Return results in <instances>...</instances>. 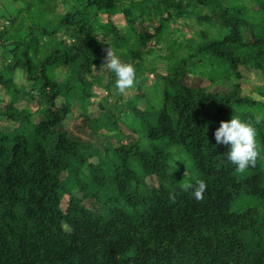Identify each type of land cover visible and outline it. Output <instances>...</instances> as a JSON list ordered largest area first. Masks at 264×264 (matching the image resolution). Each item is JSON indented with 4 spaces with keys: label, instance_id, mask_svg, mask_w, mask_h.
<instances>
[{
    "label": "trees",
    "instance_id": "1",
    "mask_svg": "<svg viewBox=\"0 0 264 264\" xmlns=\"http://www.w3.org/2000/svg\"><path fill=\"white\" fill-rule=\"evenodd\" d=\"M11 6L0 9V121L12 124L0 126V264H264V0ZM108 52L136 70L123 92ZM242 69L259 73V99L242 94ZM77 111L88 141L68 135ZM231 115L256 130L243 170L213 136ZM199 180L200 200L182 187Z\"/></svg>",
    "mask_w": 264,
    "mask_h": 264
},
{
    "label": "clouds",
    "instance_id": "2",
    "mask_svg": "<svg viewBox=\"0 0 264 264\" xmlns=\"http://www.w3.org/2000/svg\"><path fill=\"white\" fill-rule=\"evenodd\" d=\"M107 66L115 74V86L120 92L134 84L136 70L132 64L122 62L117 54L108 52ZM213 136L218 144L227 145V158L238 169L243 170L255 165L258 156L256 130L250 123L231 115L230 119L220 121ZM182 187L185 189L192 187L194 197L198 200L203 199L206 189L203 180H199L194 187L187 184Z\"/></svg>",
    "mask_w": 264,
    "mask_h": 264
},
{
    "label": "rangeland",
    "instance_id": "3",
    "mask_svg": "<svg viewBox=\"0 0 264 264\" xmlns=\"http://www.w3.org/2000/svg\"><path fill=\"white\" fill-rule=\"evenodd\" d=\"M9 3H11V1ZM205 13H206V10H205ZM120 18H121L120 16L119 17H115V18H113V20H115V22L122 23L123 21ZM192 22L193 21L191 20V23L190 22L188 23V26H187V28L185 30L187 36L190 35V32L192 30L191 28L188 29L190 27L189 25L193 24ZM105 23H106V17L105 16H99L98 19H97L98 31H101L100 24H105ZM150 25L151 26H156L157 24L155 22H152ZM173 27L177 28V29H181L180 28L181 26L178 23H175L173 25ZM196 27H199V26H196ZM200 28L207 29L208 25L204 24ZM245 35H247V34H245ZM173 37H179V34H175ZM3 54H5V56H7V51L4 52L3 51V47L0 46V55H1V57L3 56ZM105 68H106V70H110L108 68V66H107V62L105 64ZM98 71H100V70H98ZM161 71H162V69H161ZM242 72L244 74V79H241V81H240L242 94L243 95H251L255 100L259 99V97L256 94L253 93L254 88L257 86V84H260V82H261V77H260L259 73L256 72V71L252 72V73H247L244 69H242ZM15 79L18 81V83L20 82L22 84H26L24 82V77L22 75H19V76H18V74L15 75ZM152 81H153V79H150L147 82V84H151ZM203 84H207V83L204 82V83H202V85ZM131 93H132V91L126 90L124 94L127 96V95H130ZM105 97H106V90L100 86L98 91L96 92V95L90 100L92 105H90L89 112L92 113V114H95L97 112V110H96L97 104L102 102L105 99ZM26 105L27 104H25V103H23L21 101L19 103H17L18 107L26 106ZM78 114H79L78 111L75 112L73 115H70L65 121V125H66V127L68 129V135L72 139H77V140H80V141H88V139L90 137L89 128L87 127L86 122L83 120V118L81 116H79ZM0 126L3 129H7V128L11 127L12 124L5 123L4 120H1L0 121ZM121 132H122V136L120 138L121 142L123 144L130 143V141L133 139L132 133L128 129L123 127V126H121ZM92 161L95 162V159H93ZM147 183L149 185L153 186V185L156 184V180H155L154 177H150V178L147 179ZM62 205H64V202L62 203ZM83 205L85 207L91 208L90 203L87 200L83 202Z\"/></svg>",
    "mask_w": 264,
    "mask_h": 264
},
{
    "label": "crops",
    "instance_id": "4",
    "mask_svg": "<svg viewBox=\"0 0 264 264\" xmlns=\"http://www.w3.org/2000/svg\"><path fill=\"white\" fill-rule=\"evenodd\" d=\"M10 1H12V0H1L0 9L3 6H5L7 10L13 11L15 7L11 6V3H9ZM100 16H105L106 17V15H100ZM106 20H107V18H106ZM3 24H4V20L0 19V30H1Z\"/></svg>",
    "mask_w": 264,
    "mask_h": 264
}]
</instances>
